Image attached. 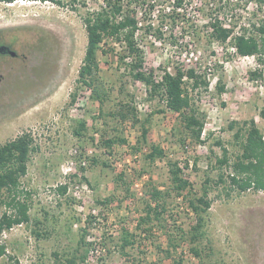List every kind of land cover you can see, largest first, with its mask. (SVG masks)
<instances>
[{"label":"rangeland","instance_id":"374dc122","mask_svg":"<svg viewBox=\"0 0 264 264\" xmlns=\"http://www.w3.org/2000/svg\"><path fill=\"white\" fill-rule=\"evenodd\" d=\"M101 4L0 1V143L30 132L36 146L20 186L27 192L30 219L0 233L6 249L0 264H66L73 255L78 261L85 256L79 264H130L118 248L123 228L136 236L125 251L146 264H264V190L241 192L218 182L219 173L230 168L216 161L223 147L230 161L239 152L231 122L238 126L253 119L264 136V64L257 55L234 52V34L220 41L211 24L218 17L221 27L251 29L249 23L264 20V2L183 0L185 17L173 28L166 16L173 0L160 2V12L151 15L138 11L141 27L153 25L138 35L145 70L159 80L164 70L191 67L208 83L188 88L205 121L199 143L184 135L177 113L160 96L150 98L144 83L119 63L118 44H108L114 52L98 56L109 94L102 115L85 89L69 103L86 47L82 16ZM253 71L260 74L252 76ZM127 101L138 122L110 115ZM81 120L86 129L77 136L73 131ZM141 124L148 128L146 141ZM101 134L126 141L108 148ZM151 145L160 146L164 156L151 161ZM167 161H178L191 183L180 195L172 189ZM207 177L210 207L201 237L169 246L168 234L196 223L189 201L202 193ZM152 186L168 191L165 211L160 221L141 223Z\"/></svg>","mask_w":264,"mask_h":264},{"label":"trees","instance_id":"16d2710c","mask_svg":"<svg viewBox=\"0 0 264 264\" xmlns=\"http://www.w3.org/2000/svg\"><path fill=\"white\" fill-rule=\"evenodd\" d=\"M1 2H13L15 0H0ZM31 1H52L61 4V0H31ZM77 0H72L75 3ZM164 0H102V4L97 9L87 10L82 16V22L86 31V47L82 64L78 71L76 87L70 94L69 103L72 104L80 89H85L89 93V98L97 101L101 105L100 116L103 113L104 102L108 98V89L106 88L101 75L99 53L105 55L114 52L115 46L108 44H118L122 48L121 54L116 53L118 61L127 69L129 75L134 79L144 83L146 91L150 98L160 96L166 106L177 113L180 125L183 128L184 135L192 142H202V132L204 128V117L199 115L198 111L192 106V97L189 93V86L198 87L200 84L207 86L206 79L196 74L191 67L185 69L176 67L174 72L164 70L161 78L155 79L154 75L144 68V54L138 42L139 31L141 30L140 20L137 17L138 11L142 14L151 15L160 12L157 5ZM221 2L222 0H217ZM244 3L256 1L262 4L264 0H237ZM183 0H173V5L169 8L166 16L171 19L172 28L175 22L185 17V12L181 11ZM212 22L213 29L218 33L220 41H226L233 33V46L239 55H257L260 63L264 64V20L260 22L249 23L248 27H242L239 31L233 28H224L219 26L218 17ZM153 29L151 23L143 28V34H147ZM158 27L156 31L158 33ZM142 36V35H141ZM260 72L253 71L252 76H258ZM219 90L223 87L219 86ZM264 117V109L261 111ZM112 117L119 118L121 121L132 120L138 122L137 111L134 105L127 102L120 103L119 110L110 114ZM233 129L234 137L239 140V152L234 155L230 161L227 155V149L223 147L221 157L216 161L220 167L230 168L228 173L221 172L218 175V182H227L230 189L246 191L253 189L255 191L264 190V136L260 128L253 119L243 121L237 126L233 121L229 124ZM86 129V120L79 121L78 129L73 133L80 136L81 130ZM148 128L141 124V138L146 141ZM126 140L122 137H104L101 134V142L110 148L114 143H124ZM34 138L30 132H22L15 137L0 143V233L8 230L16 224L28 222L29 202L27 201V192L21 188V177L27 173L30 154L35 151ZM151 161L164 156V151L158 145H151L150 152L147 154ZM169 178L172 189L177 195L182 194L191 183L184 177L183 168L179 166L178 161H167ZM226 178V179H225ZM212 179L205 178L202 186V193L190 199L189 205L196 216V223L187 231L179 229L180 232L175 236L170 233L167 235L169 246L175 248L181 241L189 240L195 243L201 237L204 225V214L210 207L208 199L207 185ZM61 192L66 191V186L59 187ZM26 194V196H25ZM168 191H162L157 186H152L147 190L149 197L145 203V214L140 217L141 223L152 220H161V215L165 211L164 197ZM108 199L98 200L105 204ZM4 207V209H1ZM146 231L149 228L145 229ZM188 236V237H187ZM119 251L126 255L130 264H146L137 258L130 257L125 251L127 247H132L136 243L134 233L123 228L119 235ZM193 249V248H192ZM5 246L0 244V255L5 253ZM193 251L199 256L196 249ZM169 254V250H167ZM84 255L80 257L83 261ZM78 257L73 255L66 259V264H79ZM179 264V262H175Z\"/></svg>","mask_w":264,"mask_h":264},{"label":"built area","instance_id":"2783aa9c","mask_svg":"<svg viewBox=\"0 0 264 264\" xmlns=\"http://www.w3.org/2000/svg\"><path fill=\"white\" fill-rule=\"evenodd\" d=\"M231 48L234 50V52H236V49H235V47H234V46H232Z\"/></svg>","mask_w":264,"mask_h":264},{"label":"water","instance_id":"95a60500","mask_svg":"<svg viewBox=\"0 0 264 264\" xmlns=\"http://www.w3.org/2000/svg\"><path fill=\"white\" fill-rule=\"evenodd\" d=\"M1 50H3V49H1Z\"/></svg>","mask_w":264,"mask_h":264}]
</instances>
